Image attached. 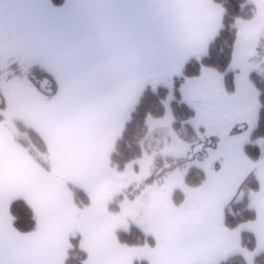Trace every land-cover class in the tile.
Returning a JSON list of instances; mask_svg holds the SVG:
<instances>
[{"label":"crops","instance_id":"1","mask_svg":"<svg viewBox=\"0 0 264 264\" xmlns=\"http://www.w3.org/2000/svg\"><path fill=\"white\" fill-rule=\"evenodd\" d=\"M87 2L88 0H65L64 3L56 5L52 0H0V23L2 21L7 23L5 32L0 33V86L4 87V95L9 103L8 117L0 121V220H2L0 238H7L9 235L7 225L10 223L15 230L14 236L17 242L38 251L48 246L55 226L64 223L70 215L67 205L61 206V197L55 185L61 171L75 169L85 177L84 183L68 180L88 194L90 203L85 208L78 206L66 185L71 200L80 213L91 207V196L94 193L99 194L109 189L114 182L123 183L125 186L116 191L107 202L109 212L119 214L110 210L109 203L132 181L125 170H118L112 165L111 155L124 130L128 115L135 107L141 93L135 92L134 98L127 100L122 108L118 107L120 97L124 96L140 78H145V83L141 87L144 89L150 83L168 78L169 73L179 74L191 57L208 52L210 43L222 27L223 11L220 26L207 41L206 49L197 52L193 49L199 39V33L195 25L190 24L186 31L178 33L159 53L139 67H129L108 90L99 92L91 87L89 76L77 65L64 34L66 22L75 19L79 9ZM187 2L190 5V14L199 16L205 13L204 5L207 0H187ZM211 3L221 9L215 0H211ZM181 58L183 59L180 71H172ZM35 66H41L54 75L57 80V89L54 93L45 92H51L52 87L42 91L33 81ZM70 98H75L77 101L74 111L80 116L78 124L87 129L86 132L75 135V138H73L74 130L70 126L71 114L68 111ZM13 118H22L43 136L49 150L47 160L52 167L51 171L32 157L19 143L18 138L9 128ZM54 134L59 138L55 159L51 149ZM105 144L107 153L101 160L99 153ZM9 150L20 157L15 168L9 165ZM244 156L247 157L245 154ZM247 159L251 161L248 157ZM253 169L243 176L235 191L223 204V225L230 233L236 235L238 250L222 256L218 263L235 253L250 256L264 251V247H259L258 244L252 252L241 244L242 232L249 230L241 226L255 219L244 222L236 228H228L224 223L225 206L238 197L241 182ZM117 173L125 175L120 178L117 177ZM153 187L144 190L134 200L126 197L122 206L125 202H138L137 217L145 222L137 224L148 233L154 234L149 230L151 219L157 220L162 229L174 232L176 226L182 222V218L172 216L163 204L153 199V193L157 190ZM16 192L21 194H14ZM215 196L216 191H210L198 196L194 201L195 212L191 218L188 238L193 242V254L202 258L207 255L208 249L218 246L222 240L223 234L216 231L215 225L207 215V209ZM18 198L27 201L36 213L37 228L31 232H22L14 226L10 207ZM37 201L40 211L37 210ZM186 202L181 207L186 206ZM45 212L49 213V232L47 235H34L38 231L41 214ZM80 213H77L78 219L82 218ZM130 221L133 220H129L128 226ZM120 228L115 232L119 245L134 247L120 241L118 237ZM73 234H79L82 241L81 233L69 234L67 243L57 256L58 264L65 263L69 237ZM25 237L27 239H23ZM136 258L133 259L132 264H135ZM88 260L89 254L84 264H88Z\"/></svg>","mask_w":264,"mask_h":264},{"label":"snow or ice","instance_id":"2","mask_svg":"<svg viewBox=\"0 0 264 264\" xmlns=\"http://www.w3.org/2000/svg\"><path fill=\"white\" fill-rule=\"evenodd\" d=\"M257 3V18L240 24L233 59V67L240 69L237 76L236 96L251 97L246 113L237 111L226 121L214 122L203 118L201 106L194 104L198 112V121L203 122L210 132L214 131L221 138L220 149L212 153L205 165L209 180L199 189L186 188L189 193L188 201L186 206L180 208L174 206L171 201L173 188L185 187L179 177L153 193V199L163 204L172 216L182 218V222L176 226L175 231L164 230L157 220L151 219L149 230L154 233L157 241L154 247L137 248L119 245L115 235L118 228L127 227L130 219L139 224L145 222L137 217L138 202H125L119 214L109 212L107 202L125 185L114 182L109 189L99 194L94 193L91 196V207L80 213L66 189V181L84 183L85 177L75 169L61 171L55 185L61 197V206L67 205L69 209V218L55 226L48 246L39 251L18 243L14 236L15 230L9 223L7 225L9 235L7 238H0V264H58V254L67 243L69 234L75 232L82 234V246L89 254L88 264H132L136 257H147L150 264H218L222 256L238 250L236 235L230 233L223 225V204L230 198L243 176L253 168L256 169L260 181V191L254 194L252 201L256 207L257 216L254 221L241 227L255 232L258 246L264 247V156L259 162L249 161L239 147L246 136L228 137V130L235 120L247 119L251 123L255 116L257 94L248 79V74L256 65L248 63L247 58L253 52L258 35L257 22H264V0H257ZM204 8L206 11L203 15L194 16L190 14V5L187 0H88L79 9L76 18L66 22L64 34L77 65L89 76L91 87L104 92L120 79L129 67H139L144 64L167 47L178 33L186 31L190 24L195 25L199 33V39L193 50L204 51L207 41L219 28L222 16V9L214 6L211 0H207ZM182 59L172 71H180ZM201 80L205 84L211 83L220 96L233 99L228 97L218 77L209 70H204ZM144 83L145 78L138 79L132 88L120 97L118 107L122 108L127 100L134 98L135 92ZM200 86L198 82H189L190 102L197 99L195 89ZM76 103L75 98H70L68 104V111L71 114L70 126L74 130L73 138L87 131L78 124L80 116L74 111ZM58 147L59 138L54 134L51 142L54 159ZM106 153L107 145L105 144L100 150L99 159L106 157ZM218 159L221 160L222 167L216 171L212 165ZM19 160L18 154L9 150V165L15 168ZM142 166H144L143 162ZM54 171H56L55 168ZM116 175L122 178L125 174L117 173ZM129 177L139 179L131 173ZM210 191H216V196L207 209V215L215 225L216 231L223 235L220 244L208 249L207 255L202 258L193 254V242L188 238V233L191 230V218L195 212V199ZM36 206L40 211L38 201ZM77 213H80L82 218L78 219ZM49 227V213H42L38 231L34 235H47Z\"/></svg>","mask_w":264,"mask_h":264},{"label":"trees","instance_id":"3","mask_svg":"<svg viewBox=\"0 0 264 264\" xmlns=\"http://www.w3.org/2000/svg\"><path fill=\"white\" fill-rule=\"evenodd\" d=\"M54 4L60 5L65 0H52ZM223 8L222 27L217 36L209 45L208 52L202 55L191 57L181 70V76H176L174 81V92L176 94L175 104L180 108V111H186L187 116H192L195 111L190 106L181 100V85L187 77L199 76L202 73L203 66H214L221 70H227L231 64L232 54L238 37V30L234 26L235 21L240 17H245L252 5L246 4L248 0H215ZM250 12V11H249ZM41 78H45L49 85L53 88L51 92L45 91L41 85ZM251 79L259 89V119L255 129L251 133V142L244 146L245 152L255 161L258 162L262 156L264 148L256 142L257 139L264 138V74L254 70ZM33 80L38 87L45 92L52 94L57 89V80L54 75L41 66H35ZM229 83L233 85L232 75L229 77ZM170 89L167 86L161 85L152 88L147 86L143 89L135 107L130 113L122 134L119 136L115 148L111 155L112 165L118 170H124L126 164L133 158L142 154L141 136L142 128L150 114L156 116L164 111V99L167 97ZM7 99L0 92V121L5 120V112ZM10 130L18 138V141L28 151V153L36 158L42 165L52 170L48 156V146L43 136L38 130L25 122L22 119H17L9 126ZM22 130V132H21ZM47 153V156L45 154ZM200 172V174H198ZM205 174L202 170L192 167L185 175L186 183L190 186L200 184L204 179ZM67 187L72 192L75 202L81 208H85L90 203V198L84 189L66 181ZM260 181L257 176L256 169L250 173L240 186L241 197L232 200L225 209V224L228 228H235L242 223L256 219L257 210L252 202V193L259 190ZM131 187H127L124 191L117 194L109 203L112 212H119L121 202L126 196H130ZM174 200L177 204L182 203L185 193L182 189L174 191ZM13 216L14 226L22 232H31L37 228V217L33 207L24 199H15L10 207ZM120 241L128 246L147 244L153 246L155 238L140 228L137 224L131 223L130 227L120 228L118 230ZM242 244L247 249H255L257 246V236L254 232L245 230L242 233ZM88 252L82 246L81 236L73 234L69 237L68 253L64 264H84ZM247 260L241 254L231 255L222 260L218 264H248ZM255 264H264V252L257 254L252 260ZM135 264H150L147 258H136Z\"/></svg>","mask_w":264,"mask_h":264},{"label":"rangeland","instance_id":"4","mask_svg":"<svg viewBox=\"0 0 264 264\" xmlns=\"http://www.w3.org/2000/svg\"><path fill=\"white\" fill-rule=\"evenodd\" d=\"M246 4H250L252 5V7L249 10L250 12L248 11L246 13L245 17H240L235 21L234 26H236L238 32H239L241 23L249 22L257 18V14H258L257 0H248L246 1L245 5ZM221 9L223 11L222 7ZM6 27H7V23L5 21H2L0 23V33L1 31L5 32ZM256 30L258 31V35L255 39L254 49H253L252 54L248 56L247 58L248 63H251V64H254L255 62V53L257 49L259 48L261 36L264 32V22L258 21L256 25ZM12 31L13 30H11V32ZM237 40H238V37L235 42V46H234L235 48L233 50L231 64L229 65L227 70H221L214 66H203L202 73L199 76H194V77L190 76V77H187L183 81L181 85V90H182L181 100L185 101L190 106V108H192L195 111V113L192 116H187V112L184 110L180 111L181 109L180 108L178 109V107L175 104L176 94L174 92V81H175L176 76H179V77L181 76L182 74L181 72L179 74L168 76V78H164V79L162 78L159 81H155L145 86V87L151 86L152 88L156 89L157 87L164 85V86L169 87L170 91L167 97L163 101L165 108L162 114H159L156 116L150 114L142 128V131L140 133L142 134V136H141V139H139L141 140L140 144L142 147V154L136 158H133L125 166L124 170L128 174L131 173L139 177V179L131 178L132 182H130V184L128 185V187H131V189L130 191L129 190L126 191V193L128 192V194L130 193V196H126V197L130 198L131 200H134L136 197H139L140 193H142L144 190L148 188H152L153 186L158 190L162 186H164L166 183L179 177L180 179H182V182L185 185V187H180V186L174 187L171 192V199H172V203L174 206L181 207L185 204V202L187 201L188 195H189L188 191H186V188L194 190L196 188H200L201 186L205 185L208 182L209 175H208V171L205 165H206V162L209 160L210 156L212 155V153L220 149L221 138L214 131L210 132L203 122L198 121L197 119L198 112L194 104H199L201 106V112L203 114V118H207L214 122L226 121L229 119L230 116H232L237 111L246 113L248 106L251 103V97L248 95H243L239 97L236 96L237 76L240 73V69L233 67V59H234V52L237 46ZM204 54L205 53H202L197 56L200 58ZM205 69L209 70L216 77H218L219 83L223 87L224 92L227 93L228 97H232L233 99H227L223 96H220L219 94L216 93L215 87L211 83L205 84L201 80ZM254 70H256V68H253L248 74V79L257 94L255 97L257 106L255 108L254 119L251 123L247 119L235 120L228 130V137L229 138H239V137L246 136V139L243 140V142L239 145V147L243 151V153L252 162L255 163V161L244 150L245 149L244 146L247 143L251 142V133L255 129L258 123V119H259V108H260L259 93L260 92L251 79V75ZM33 74H34V69H33ZM33 74H32V78H33ZM231 75H232V80H233L232 86L229 83L230 81L229 77ZM190 81L198 82L201 84L200 87L195 89V95L197 99L191 102L188 98L189 92H190V87H189ZM40 85L44 90L49 89V87H51L49 86V82L45 78L43 79L41 78ZM0 90H1L0 92L4 94L5 91H4L3 86H0ZM142 91H143V88H139L138 93H142ZM8 107H9V103L7 101L6 109L4 110L5 116H6L5 119H7L8 117ZM128 117H130V113ZM17 119H22V118H13L12 119L13 121L11 124H13L14 121L16 122ZM256 142L261 144V146L264 148V138L257 139ZM45 156H47V153L45 154ZM263 156H264V151H263ZM142 162L144 166H142ZM212 166L216 171H219L220 168L222 167L221 160L219 159L215 160ZM192 167H196L197 169L202 170V172L205 174L203 181L196 186L188 185L185 180L186 173ZM124 170H121V171H124ZM254 170L255 168L252 171ZM252 171L250 173H252ZM198 174H200V172H198ZM243 181L241 182V184L243 183ZM240 186H239V195L235 199H239L241 197ZM177 189H182L183 192L185 193V197L182 203H179V204H177L173 196L174 191ZM259 190L254 191L252 193V201H253L254 194L257 193ZM123 201L121 202V208H120L119 213L122 211ZM228 204L225 206V209L228 206ZM115 213H118V212H115ZM224 220H225V210H224ZM131 223H135V222L130 221V224L127 227V229L130 227ZM137 225L140 228H142L139 224ZM148 234H151V233H148ZM151 235L155 238V243L153 246L152 245L149 246L147 244H139V245H131V246H134L137 248H142L145 246L150 247V248L154 247L157 241H156L155 235L154 234H151ZM241 244H242V235H241ZM257 244H258V239H257ZM244 248L247 249L246 247ZM255 249L253 250L247 249V250L252 252ZM261 252H264V251H261ZM261 252L255 253L254 255H250V256H246L243 253H235V254H241L247 260L250 261L249 263H254L252 262V260L257 254ZM140 258H144V257H140Z\"/></svg>","mask_w":264,"mask_h":264},{"label":"built area","instance_id":"5","mask_svg":"<svg viewBox=\"0 0 264 264\" xmlns=\"http://www.w3.org/2000/svg\"><path fill=\"white\" fill-rule=\"evenodd\" d=\"M256 64L260 70L264 71V35L263 40L259 48V52L256 56Z\"/></svg>","mask_w":264,"mask_h":264},{"label":"water","instance_id":"6","mask_svg":"<svg viewBox=\"0 0 264 264\" xmlns=\"http://www.w3.org/2000/svg\"><path fill=\"white\" fill-rule=\"evenodd\" d=\"M196 151V150H195Z\"/></svg>","mask_w":264,"mask_h":264}]
</instances>
